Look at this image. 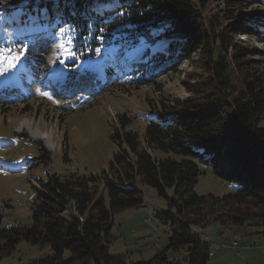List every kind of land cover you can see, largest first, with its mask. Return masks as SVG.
Listing matches in <instances>:
<instances>
[{"label":"trees","instance_id":"trees-1","mask_svg":"<svg viewBox=\"0 0 264 264\" xmlns=\"http://www.w3.org/2000/svg\"><path fill=\"white\" fill-rule=\"evenodd\" d=\"M118 2L120 7L102 19H90L83 12L87 0H75L77 14L64 8L61 19L39 22L51 24V32L59 34L25 35L11 30L19 35L14 45H25L28 50L36 37H52L48 41L54 43L59 40L65 74L58 88L72 87L84 95H90L85 90L90 91V76L96 81L91 70L97 65L103 66L100 74L106 84L127 79L142 84L147 79L138 73L151 64L171 61L176 65L199 52L204 56L208 83L187 88L188 99L160 102L145 120L141 137L125 130L128 122L119 118V128L110 135L116 151L102 175L107 204L89 184L94 176L69 174L42 184L33 205V224L0 229V263L17 243L25 241L50 248L48 256L26 264H125L126 258L110 255L107 245L113 216L143 202L136 183L153 188L180 218L171 226L167 248L149 262L137 264L166 263V252L178 249L185 250L186 264H206L210 243L194 227L203 229L212 223L246 226L264 219V52L249 48L244 40L264 43V28L260 27L264 18L246 19L236 11L242 4L263 7L264 0H222L223 24L210 37L200 33L201 16L192 0ZM21 4L11 0L0 6V13H17ZM37 6L50 12L53 8L49 0H33L28 10ZM159 25L167 26L159 40L176 34L179 38L167 41L159 50H145L142 61L133 62L136 54L132 49L140 35L146 27ZM1 26L10 23L0 22ZM101 27L104 32L99 31ZM0 36V48L6 49L10 35ZM118 55H124L126 62L112 67ZM119 70L124 71L123 77L118 76ZM49 86L45 83L41 91L51 98L65 96L61 92L53 96L56 88ZM198 164L210 167L215 177L229 184L230 192L221 197L198 195L194 188L204 174Z\"/></svg>","mask_w":264,"mask_h":264},{"label":"rangeland","instance_id":"rangeland-1","mask_svg":"<svg viewBox=\"0 0 264 264\" xmlns=\"http://www.w3.org/2000/svg\"><path fill=\"white\" fill-rule=\"evenodd\" d=\"M8 2L11 0H0V6L5 7ZM192 4L201 16L200 33L210 37L218 32L225 9L222 0H192ZM236 11L246 19L264 18V5L242 4ZM18 15L19 9L17 13H0V22L10 23L9 27L1 26L0 33L10 35L13 54L18 51L14 42L19 35L11 30L20 31ZM260 27L264 28V24ZM51 38L38 40L36 37L28 50L23 45L24 56L15 67L0 72V229L33 224V205L42 191V184L51 177L94 176L95 181L89 184L107 204L102 175L116 151L110 135L119 128V118L124 117L128 122L125 130L141 137L145 120L160 102L172 104L174 100L188 99L191 95L187 88L209 80L204 56L199 52L176 65L171 61L151 64L138 73L147 79L142 84L137 79H127L117 85L106 84L101 77L103 66L97 65L91 74L101 73L97 75L101 82L88 74L90 91L88 88L85 91L90 95L67 87L61 88L63 98L52 99L40 88H44L46 82L50 83L48 88L58 85V90H52L55 96L60 91L58 87L65 68L61 61V43L59 40L49 43ZM177 38V34L170 35L161 41ZM244 40L249 48L264 52V43L253 38ZM208 49V46L203 49L204 54ZM255 58L261 59L260 56ZM140 61L142 56L136 55L133 62ZM124 62L126 57L118 55L112 67ZM6 63L7 60L0 61V65ZM118 76L123 77L124 71L119 70ZM22 124L26 127L21 130ZM35 132L47 137L49 142L32 137ZM198 165L204 173L194 188L198 195L221 197L230 192L229 184L215 177L210 167ZM134 186L141 192L143 202L137 208L125 209L113 216L107 245L110 255L126 258L125 264L147 263L164 251L171 226L180 219L153 188L139 183ZM68 214L69 211L63 215ZM193 231L210 243L213 263L264 264V219L246 226L212 223L203 229L194 227ZM233 240L237 246L233 245ZM49 254L47 244L30 245L20 241L0 264H26ZM165 258L167 262L161 264H186L183 249L169 250Z\"/></svg>","mask_w":264,"mask_h":264},{"label":"snow or ice","instance_id":"snow-or-ice-1","mask_svg":"<svg viewBox=\"0 0 264 264\" xmlns=\"http://www.w3.org/2000/svg\"><path fill=\"white\" fill-rule=\"evenodd\" d=\"M53 5L51 12L47 7L40 8L36 7L34 10H28L29 5L33 3V0H22V4L19 9L18 24L20 25V32L28 35L33 32L39 34L40 32H45L48 34H59L52 33L51 24L41 25L39 22L41 19L47 21L54 17L55 20L61 19L63 15V9L67 8L70 10V14H77V9L75 8V0H49ZM63 5V8L61 7ZM120 7L118 0H87L86 6L83 9L84 14L88 15L90 19H102L106 13L111 12L113 9ZM35 12V15L32 14ZM124 13H119L123 16ZM166 25L159 26H148L145 28L144 34H141L138 42L132 49L137 56H143L145 50L149 48H154L159 50L166 44V41H161L158 38L166 31ZM64 29L61 28L60 32ZM100 32H104L105 28H99ZM98 39H103V37H97ZM60 47H63L60 45ZM25 52V47H18V51L14 54L12 53V48L4 49L0 48V61L7 60L6 65H0V72L6 71L9 68L15 67L16 62H18ZM127 54V53H126Z\"/></svg>","mask_w":264,"mask_h":264},{"label":"bare ground","instance_id":"bare-ground-1","mask_svg":"<svg viewBox=\"0 0 264 264\" xmlns=\"http://www.w3.org/2000/svg\"><path fill=\"white\" fill-rule=\"evenodd\" d=\"M25 127H26V125L22 124L21 127H20V129L22 130ZM39 133L35 132L31 136L34 137V138H39V139H42L43 141L46 140L47 142H49L47 137H44L43 135H40ZM48 146H49V144H48ZM210 257H211V253H209V255H208V261L206 262V264H209Z\"/></svg>","mask_w":264,"mask_h":264},{"label":"crops","instance_id":"crops-1","mask_svg":"<svg viewBox=\"0 0 264 264\" xmlns=\"http://www.w3.org/2000/svg\"><path fill=\"white\" fill-rule=\"evenodd\" d=\"M219 234H222V233H219ZM206 236V235H205ZM207 237V236H206ZM209 238V237H208ZM234 242H233V245L234 246H237V244H236V242H235V240H233ZM217 249V248H216ZM210 252H211V257H210V260H211V258H213L214 257V254H213V251L211 250V248H210ZM209 260V261H210ZM209 264H218V263H213V262H211L210 261V263Z\"/></svg>","mask_w":264,"mask_h":264}]
</instances>
